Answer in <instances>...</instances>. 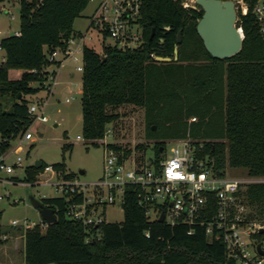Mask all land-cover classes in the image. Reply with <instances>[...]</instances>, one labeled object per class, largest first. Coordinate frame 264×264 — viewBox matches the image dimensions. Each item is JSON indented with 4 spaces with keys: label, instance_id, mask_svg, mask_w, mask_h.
<instances>
[{
    "label": "trees",
    "instance_id": "obj_1",
    "mask_svg": "<svg viewBox=\"0 0 264 264\" xmlns=\"http://www.w3.org/2000/svg\"><path fill=\"white\" fill-rule=\"evenodd\" d=\"M183 1L143 0V42L137 48L103 45L99 51L83 45L81 134L96 145L111 125L116 138L123 128L120 109L137 106L143 109L145 136L154 141L156 156L167 138L188 136L203 141L204 154L217 173H226L228 166L248 177L264 178V39L252 11L257 0H243L247 11L239 9L236 20L244 34L242 48L225 59L212 57L196 32L201 7H185ZM89 2L20 0V34L1 40L5 60L0 63V151L30 125L28 96L43 86L41 70L48 65L47 52L65 49L69 37L80 33L73 23ZM176 47V60H155L157 55L173 58ZM10 69L22 72L11 78ZM192 116L196 121L188 122ZM71 146L65 143L62 149ZM123 147L125 154L133 150L127 142ZM134 150L137 160H142L147 142H137ZM46 165L42 161L39 168L26 166L23 180L34 183ZM52 167L61 177L75 175L63 161ZM123 197V221L103 224L99 238L94 234L89 241L87 229L66 217L63 196L42 197L44 204L54 208L57 220L44 229L35 225L24 231L25 264L226 262L221 239L209 238L202 226L188 234L185 224L170 226L148 219L131 186L125 188ZM240 197L251 218H264V180L244 184Z\"/></svg>",
    "mask_w": 264,
    "mask_h": 264
},
{
    "label": "built area",
    "instance_id": "obj_2",
    "mask_svg": "<svg viewBox=\"0 0 264 264\" xmlns=\"http://www.w3.org/2000/svg\"><path fill=\"white\" fill-rule=\"evenodd\" d=\"M94 1L95 6L88 17L86 30L70 36L65 49L55 48L47 52L48 65L41 70L45 76L43 86L37 93L28 96L27 111L31 123L10 140L6 149L0 151V183H30L19 179V174L16 173L25 172L21 154L23 144L34 141L31 128L36 121L48 120V116L43 115V109L49 96L53 94L57 69L66 58L79 60L78 53L82 54L86 36L100 41L102 46L105 45L104 40L109 39L110 45L119 49L137 48L142 44L143 28L140 18L143 0ZM12 4L20 7V0H0V12L13 18V13L8 8ZM182 4L185 7L189 5L187 0ZM246 11L245 5L242 13ZM252 11L258 31L264 39V0H257ZM2 33L0 30V51L3 52L1 40L10 35H19L20 31ZM4 60L3 56L0 63ZM75 69L81 72L82 59ZM29 71L36 72L35 69ZM42 91L43 95L40 94ZM73 98V94H69L64 100L69 102ZM110 137L113 140H109ZM82 138V134L76 135L77 140ZM12 141H15L14 145L11 144ZM97 141L103 145V171L97 180L81 181L77 174L64 178L52 165H46L38 172L34 182L52 184L61 193L60 196L66 201V217L80 222L87 229L86 241L94 239V234L99 238L101 226L109 222L105 215L108 206L119 200L121 210H124L121 206L124 204V190L131 186L136 191L138 206L148 219L158 220L162 214L161 222L170 226L185 224L188 226V234H192L196 226H202L209 238L216 236L221 239L228 261L235 264H264V220L251 218L240 197L244 184L264 178L231 177L226 173H217L209 164L208 155L204 154L203 141L188 136L165 140V144L160 145L158 156L153 151L155 143L151 140V148H148L142 160L136 158L135 144L131 145V153L125 154L124 142L114 137L111 125L107 126L103 136ZM115 143L120 147L111 146ZM167 144L170 145L168 150ZM47 171L55 175L57 180L51 182V175L40 179ZM0 199L3 196L0 195ZM35 225L42 229L47 226L40 220L34 222L27 217L10 220L5 225L0 223V243L12 236L13 229L21 228L23 235L27 228ZM145 235L148 237V232ZM258 244L262 254L257 248ZM227 260L224 264H228Z\"/></svg>",
    "mask_w": 264,
    "mask_h": 264
},
{
    "label": "rangeland",
    "instance_id": "obj_3",
    "mask_svg": "<svg viewBox=\"0 0 264 264\" xmlns=\"http://www.w3.org/2000/svg\"><path fill=\"white\" fill-rule=\"evenodd\" d=\"M235 7L238 12H241L245 3L243 0H234ZM191 6H195L194 0H187ZM95 1L91 0L86 8L82 11L73 23V28L76 31L84 32L88 25V17L93 11ZM8 8L13 13V18L5 12H0V30L3 32L12 33L14 30L20 29V9L18 4H12ZM1 35V36H2ZM86 43L92 45L95 49L101 51L102 45L100 41L91 40L86 36ZM104 44L109 46L111 41L104 40ZM111 46V45H110ZM4 54L0 51V61ZM79 60L75 61L71 57L66 58L62 65L57 69V82L53 88V94L49 96L46 106L43 109V115L48 116L46 122L36 121L32 125L34 132V141H26L24 150L21 153L23 156V166L34 165L36 159H40L47 165L53 163L64 162L66 170L77 174L81 181L97 180L103 171V145L100 141L98 144H92L84 138L76 139L77 134H81V103L80 92L81 88V72L75 69L77 64L81 63V53H78ZM9 70V77L17 78L22 70ZM71 73L74 76L71 77ZM41 95L44 91L40 92ZM69 94H73L74 98L69 102L64 99ZM123 112L121 120L123 128L119 130V136L116 139L123 140L124 143L130 145L137 142H147L148 148H151V140L145 136V122L143 118V109L127 105L120 109ZM196 121V117L192 116L188 122ZM56 123V125H55ZM66 132L67 136H64ZM109 140H113L111 137ZM174 138H167L173 140ZM72 144L70 149H62L63 144ZM12 145L15 141H12ZM167 144V150L169 148ZM83 170V173H79ZM226 174L231 177L247 178L239 169H231L228 166L225 170ZM19 179H23L24 172L17 171ZM15 175V174H14ZM13 175V176H14ZM51 175L50 171L45 172L40 176V179H45ZM8 177H10L8 175ZM51 182L56 181L57 178L51 175ZM59 178V177H58ZM60 192L55 190L52 184L40 183H0V223L7 224L10 220H19L27 217L29 220L39 222L40 218L38 212L30 205L29 197L36 198L60 196ZM14 200H17L13 203ZM106 219L109 222H122L123 211L120 207V201L114 205L106 208ZM255 219H264L255 216ZM23 230L21 228L13 229L11 237L0 243V264H25L24 261V236L21 235Z\"/></svg>",
    "mask_w": 264,
    "mask_h": 264
},
{
    "label": "water",
    "instance_id": "obj_4",
    "mask_svg": "<svg viewBox=\"0 0 264 264\" xmlns=\"http://www.w3.org/2000/svg\"><path fill=\"white\" fill-rule=\"evenodd\" d=\"M194 3L202 9L201 16L196 21L195 29L206 51L217 59H225L237 54L242 48L244 34L242 29L236 25L237 10L235 1L194 0ZM177 42H181V30L177 33ZM177 57L178 49L176 47L173 58L160 55L154 58L159 62H169L176 60ZM102 60H105V56H103ZM41 164L42 161L40 159L34 161L36 168H39ZM79 173H83V170H79ZM29 202L38 212L40 221L43 224L53 223L57 220L54 208L44 204L41 199L32 195L29 197ZM121 206L124 207V204L122 203ZM158 220L160 222L163 220L162 214ZM257 248L262 254L259 244Z\"/></svg>",
    "mask_w": 264,
    "mask_h": 264
},
{
    "label": "crops",
    "instance_id": "obj_5",
    "mask_svg": "<svg viewBox=\"0 0 264 264\" xmlns=\"http://www.w3.org/2000/svg\"><path fill=\"white\" fill-rule=\"evenodd\" d=\"M13 71H19V69H14ZM70 75H71V77H73V76H74V73H71ZM78 92H80V93H81V88L79 89V91H78Z\"/></svg>",
    "mask_w": 264,
    "mask_h": 264
}]
</instances>
